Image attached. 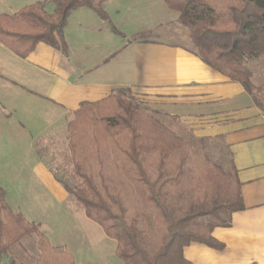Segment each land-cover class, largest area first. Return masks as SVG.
<instances>
[{
	"label": "trees",
	"instance_id": "obj_1",
	"mask_svg": "<svg viewBox=\"0 0 264 264\" xmlns=\"http://www.w3.org/2000/svg\"><path fill=\"white\" fill-rule=\"evenodd\" d=\"M106 1L39 0L11 15L0 14V44L19 58L40 42L66 54L63 30L78 8L92 10L118 34L102 10ZM162 2L177 13L193 53L239 83L264 113V85L255 84L251 68L264 61V0ZM125 92L117 89L100 101L80 103L66 125L74 182L69 185L52 174L116 243L115 256L123 264H192L184 248L198 243L222 249L212 231L230 228L232 214L244 210L231 154L228 169L199 155L195 142L208 138L180 135L158 112L144 110ZM29 235L37 238L35 264H74L67 251L50 246L40 225L10 209L0 187V261Z\"/></svg>",
	"mask_w": 264,
	"mask_h": 264
},
{
	"label": "crops",
	"instance_id": "obj_2",
	"mask_svg": "<svg viewBox=\"0 0 264 264\" xmlns=\"http://www.w3.org/2000/svg\"><path fill=\"white\" fill-rule=\"evenodd\" d=\"M134 1L154 18L141 23L128 19L124 6L111 9L107 16L118 34L92 10H74L63 30L66 54L40 42L19 58L0 44V87L5 90L0 109L23 116L26 123L22 127L14 119L4 122L0 110V132L8 131L16 144L26 143L33 156L27 191L21 190L26 183L23 168L16 169L14 176L21 185L15 191L18 195L5 191L7 203L13 212L40 225L51 247L68 250L74 264H112L105 255L115 254L116 243L54 179L28 132L36 131L38 138L52 118L74 112L82 102L100 101L115 89H126L155 111L176 118L196 138L220 139L237 171L244 210L232 214L230 228L212 231L223 248L191 243L183 250L186 260L264 264V113L239 83L208 67L189 46L134 39L143 31L154 36L161 30L157 28L164 19L161 15L169 14L162 0ZM0 4V14L8 15L30 5L8 0ZM98 248H103L101 254ZM92 253L94 261L88 259Z\"/></svg>",
	"mask_w": 264,
	"mask_h": 264
},
{
	"label": "rangeland",
	"instance_id": "obj_3",
	"mask_svg": "<svg viewBox=\"0 0 264 264\" xmlns=\"http://www.w3.org/2000/svg\"><path fill=\"white\" fill-rule=\"evenodd\" d=\"M34 1H39V0H8V2H12V4H18L19 6L26 3L31 4ZM111 1L112 4H110V0H108L106 4L102 5V10L106 14L111 9L112 10L121 9L124 6L123 8L125 10H127V8L129 9L127 13L130 14L126 16L128 19H132L134 21L139 20L142 23V22H149L148 20H150L151 17L154 18L153 14L146 11L145 9L146 7L143 4L135 3L136 1L134 0H111ZM0 7H2L1 4ZM158 17L160 18V16H157L156 18ZM161 17H163L164 19L161 25L157 27L158 29L161 30L156 32L154 36L148 35L150 33L143 31L138 37L137 36L134 37V39L136 38H140L144 40L158 39L169 43L189 46L190 48L195 50L188 38L187 30L183 28L177 21V13L169 10L168 15H161ZM251 68L253 72V81L255 82V84L264 85V61H260L258 63L252 64ZM116 90L117 89H115L114 91ZM4 91L5 90L1 89L0 87V95L4 93ZM7 94H9V90L6 91V95ZM124 95H126V98L131 97L132 102L139 105L141 108H143L144 110L150 113L156 110L152 108V106H150L149 104H146L140 101L138 98L133 97L128 92H125ZM1 112H2L1 119L4 122L5 120H9L10 122H14L15 120L14 123H18L22 127L26 124L25 120H23L24 119L23 116L12 115L8 111H3V110H1ZM155 112H158L157 114L159 116L158 118L170 122L175 132L179 133L184 137L196 138L192 134V132L188 131L186 126H183L182 124H180V122L167 119L166 117H164L163 115L164 113H162L161 111L157 110ZM70 119H72V113L60 114L56 116L54 119L52 118L51 125L48 128H45L44 133L38 138H34V134H36L34 132L36 131L32 130L28 132L29 137L30 138L32 137L31 139H34V147L36 149L37 154L40 156L42 160L45 161L50 171L69 185L73 184L74 182L73 178L71 177L70 160L67 149L68 132L66 129V125ZM0 134H2L0 136V186L6 192L15 195L16 194L15 191H17L18 187H20L21 183H19V181L14 176V171H16V169L21 170V168H23L22 169L23 176L25 177L23 178L25 179L26 183H23L22 185L23 187L21 190L24 189L23 192L25 193L29 187L27 180L30 177L29 176L30 172L28 170L30 169L29 164L31 163L30 161L32 160L31 157L33 156H31V153L28 151L27 149L28 145L26 143H20V144L14 143L12 140L8 138L9 136L8 131H4L3 133L0 132ZM195 148L199 155L209 159L212 162L220 163L225 169L229 168L230 157L228 155V150L220 139L208 138V140L204 141L203 143L195 142ZM36 242H37V238L34 235H29L23 238L17 245H15L12 248V250L8 255L2 258L0 264H9L8 257L14 259L13 264H35L39 255L36 248ZM102 249L98 248L97 250L98 254L102 253L103 251ZM56 250L60 251L61 249H56ZM104 250L106 251L105 247ZM65 251L68 252V250ZM79 255L83 256L82 254ZM93 256H95L93 253L90 254L89 255L90 258L88 259L94 261L92 260ZM83 257L87 258V255ZM105 257L112 264H114V262L123 264L115 256V254L108 255V253L106 252Z\"/></svg>",
	"mask_w": 264,
	"mask_h": 264
}]
</instances>
